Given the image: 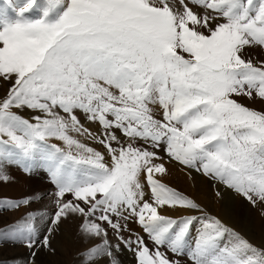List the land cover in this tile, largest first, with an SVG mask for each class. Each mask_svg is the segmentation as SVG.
Returning <instances> with one entry per match:
<instances>
[{
  "label": "snow or ice",
  "instance_id": "snow-or-ice-1",
  "mask_svg": "<svg viewBox=\"0 0 264 264\" xmlns=\"http://www.w3.org/2000/svg\"><path fill=\"white\" fill-rule=\"evenodd\" d=\"M35 3L28 0L20 16ZM45 4L41 19L0 30V87L8 85L0 97V183L12 179L10 167L45 171L57 189L56 211L42 237L44 217L29 212L0 229V245L22 244L26 264H35L40 248L55 254L53 234L75 217L82 240L100 241L79 253L81 264H119L121 250L136 264H185L182 257L189 264H264V245L156 178L168 171L158 162L163 147L213 187L264 205V110L238 99L264 102V59L251 51L264 53V0ZM77 113L100 132L84 127ZM215 195L224 198L218 187ZM38 198H0V213ZM164 208L200 215L174 218L161 214Z\"/></svg>",
  "mask_w": 264,
  "mask_h": 264
},
{
  "label": "rangeland",
  "instance_id": "rangeland-1",
  "mask_svg": "<svg viewBox=\"0 0 264 264\" xmlns=\"http://www.w3.org/2000/svg\"><path fill=\"white\" fill-rule=\"evenodd\" d=\"M38 1H43L45 3V0ZM27 3L28 0H0V30H3L7 24H14L17 20H28L31 22L39 20L37 16L40 9L37 10L36 3L32 6L31 10L24 12L22 17H15V15H17V9L24 7ZM34 9H36L37 13ZM27 14L30 16L37 15L36 19L32 20L28 18L30 16ZM12 15H14L15 18H12ZM50 17V22H56V20L59 19L54 18L53 14L50 15ZM251 51L257 59H264V53H261L259 48ZM7 89V84L0 87V97L4 96ZM238 99L250 108L264 110V102L259 100L250 102L246 98ZM22 114L28 115L27 112ZM77 114L84 127L90 129L94 134L100 132L101 129L98 124L90 123L83 115ZM156 118H161L158 109ZM71 134L81 140L82 143L101 152H105L104 148L99 143L87 135ZM117 135L119 136L120 133L117 132ZM120 138L124 140L123 136ZM50 143H56L64 147L61 141L51 140ZM140 143L143 142L141 141ZM158 151L160 157H162V160L158 162L164 163L168 171L166 175H157V179H160L163 183L180 193L195 199L208 214L218 217L223 223L247 237L253 244L264 245V217L261 216V210L264 209V205L253 207L248 201L242 196L237 195L234 191L223 188V186L219 184L213 187L214 181L201 173L185 168L176 161L170 160L165 154L163 147ZM105 155L107 157L106 153ZM8 173L12 179L6 183H0V198L22 199L25 197H35L37 195L39 198L34 199L30 205L21 206L19 210L0 213V229L14 224L31 212L38 218L44 217V223L41 225L40 233L42 237L44 230L49 226L48 220L51 219L52 214L56 211L55 200L57 189L55 185L49 180L48 174L45 171L34 172L29 175L20 168L10 167ZM141 180L144 181L143 175L141 176ZM217 187L224 192V198L222 200L215 195ZM144 190L146 193L149 191L146 183ZM145 198L147 199L148 197L146 196ZM65 199H72V197L69 195L66 196ZM161 214L174 218L183 215H200L198 212L186 211L179 208H164L161 210ZM37 223H39V219ZM80 223V219L75 217L71 220L62 222L59 230L53 234L51 239L52 247L55 248V254H51L44 248H40L35 258V264H81L79 253L100 241L98 239L89 241L82 240L79 234ZM104 226L107 227L106 225ZM128 226L133 232L140 233V235L144 236L149 247H152L151 241L148 240V237L143 233L138 224L129 221ZM125 235H127V233H125ZM108 238L115 243V236L110 229ZM195 238L196 231L193 229L189 236V241L194 242ZM116 255L119 264H136L134 255L131 251L121 250L116 253ZM29 256V250L22 244L0 245V262H3V264H17V262L18 264H26V261L29 260ZM169 256L171 258V253H169ZM181 259L185 261V264H189L187 257H182Z\"/></svg>",
  "mask_w": 264,
  "mask_h": 264
},
{
  "label": "bare ground",
  "instance_id": "bare-ground-1",
  "mask_svg": "<svg viewBox=\"0 0 264 264\" xmlns=\"http://www.w3.org/2000/svg\"><path fill=\"white\" fill-rule=\"evenodd\" d=\"M36 5H37V10H39L38 11V16H37V18H39V19H41L42 18V16H43V12H44V10H45V3L43 2V1H38V0H36ZM8 8V7H7ZM22 8H24V7H22ZM22 8H18L17 9V15H15V17L17 18V17H19L20 15H19V10L20 9H22ZM29 10H31V8L29 9ZM34 11L36 12V9H34ZM7 12V11H6ZM28 13V12H27ZM37 13V12H36ZM11 15V14H10ZM28 16H30L29 14H27ZM36 16H30V17H28V18H30V19H32V20H34V19H36ZM53 16H54V18H59V15L58 14H53ZM12 18H15L14 17V15H12L11 16ZM49 18H51V17H49ZM49 20H51V19H49ZM50 22V21H49ZM52 22V21H51ZM17 264H18V262H17Z\"/></svg>",
  "mask_w": 264,
  "mask_h": 264
}]
</instances>
